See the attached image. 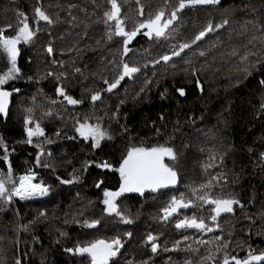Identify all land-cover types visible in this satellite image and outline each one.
<instances>
[{"label":"trees","instance_id":"trees-1","mask_svg":"<svg viewBox=\"0 0 264 264\" xmlns=\"http://www.w3.org/2000/svg\"><path fill=\"white\" fill-rule=\"evenodd\" d=\"M117 2L129 31L160 9L167 19L179 0ZM38 6L53 24L36 22L34 10ZM110 7L107 0H0V28L12 26L5 31L6 36L15 35L23 19L18 13L27 16L35 32L29 43L18 44V77L3 85L12 95L7 115L0 114V139L8 152L4 161V150L0 149V172L6 173L10 163L14 178L32 170L39 181L52 188L39 199L16 197L10 204H0V264H90L86 254L73 255L65 249L114 237L121 239L123 247L109 264H222L225 252L239 259L250 250L264 252V0H220L218 5L186 7L167 30L168 38L146 37L143 29L128 45L126 56L121 54L122 38L113 36L109 41L106 35L109 25L104 23L103 13ZM224 19L227 25L206 33L180 56L168 63H154L162 55H170L173 46L178 49L181 43H191L209 22L216 25ZM121 60L140 71L132 79L126 77L111 93L103 91V80L116 78ZM9 67L0 50V74ZM76 68L81 71L77 73ZM58 87L82 102L69 105L57 94ZM178 89L185 94L181 96ZM96 91L101 92V99L93 104L90 97ZM30 117L36 120L32 124L38 122L44 131L34 139L44 150L39 165L36 157L42 149L25 142V119ZM85 118L89 124H99L111 139L105 138L93 148L90 138L85 140L75 131L77 120ZM159 145L172 147L178 154L176 162L165 158L178 173L175 187L155 193L145 190L142 196L124 193L119 197L125 204L121 211L132 223L124 224L115 215L109 218L103 191L118 190L120 176L115 169L128 149ZM105 162L111 168L97 167ZM52 165L78 172L82 182L70 186L60 183L69 179L71 171H60L53 177ZM209 182L212 187L205 191L213 197H234L243 205H234L233 213L222 214L218 229L200 233L175 228L177 219L193 214L198 218L202 214L211 225L207 219L210 205L181 209L167 221L162 219L161 210L172 196L185 194L188 199L191 188ZM75 194L90 209L82 217L75 214L72 224L65 225L61 215L75 202L70 199ZM57 199L64 202L62 214L56 205L58 214L49 209ZM29 206L41 207L39 214L34 215ZM13 219L20 221L22 232L17 236ZM92 220H99V225L84 226ZM127 232L131 237L125 235ZM149 234L157 238L156 253L147 242ZM215 236L230 241L218 254L216 245L221 242ZM200 240L209 243L198 244Z\"/></svg>","mask_w":264,"mask_h":264},{"label":"snow or ice","instance_id":"snow-or-ice-1","mask_svg":"<svg viewBox=\"0 0 264 264\" xmlns=\"http://www.w3.org/2000/svg\"><path fill=\"white\" fill-rule=\"evenodd\" d=\"M111 5L110 9L106 10L104 15V23L109 25V30L106 33L109 41L112 40L113 36L122 38V56H126L130 49L128 45L132 40L143 31V35L149 38L155 36V38H168L169 33L167 30L169 27L178 19V13L185 9L186 7L195 5H218L220 0H179L178 4L170 15L165 19V11L163 9L158 10L154 15H150L146 20L139 21L134 25L132 30H125V19L121 16V7L117 0H107ZM139 4V0H137ZM35 19L38 23L39 21H45L47 24L51 25L54 21L46 15L44 11L38 6L34 10ZM140 14H143V8H140ZM18 16H22L23 19L19 21V27L15 32V35L6 36L4 33L7 29L11 28V25H7L4 28H0V50L6 54L7 60L10 67L4 73L0 74V114L7 115V107L9 103V97L12 95L11 91L3 89V85L7 84L8 81L14 80L18 77L20 69L17 67V57L19 55L18 44L21 42L27 44L35 36V32L30 28L28 23V18L23 13H18ZM228 24V20L224 19L220 24L213 25L211 22L207 26L199 31L197 35L192 39L191 43L185 42L178 46H173V50L170 55L164 54L154 63H168L172 57L180 56V54L185 50L200 41L208 32L214 31V29H219L224 25ZM39 29H37L38 31ZM47 52L51 55L53 49L51 45L48 46ZM200 55H204L203 52ZM246 59V57H245ZM75 71L79 73L81 70L76 68ZM140 68L135 65H129V63L121 60L120 71L116 78L109 82L107 79L103 80L106 88L103 91L111 93L114 89L118 88L121 81L126 77L132 79L133 75L138 73ZM246 71V69H245ZM51 75V73H49ZM264 84V81H261ZM12 91L18 92L19 89H13ZM181 96L185 94L183 89L177 90ZM56 92L59 96H62L64 100L70 105H78L82 101L74 99L72 96L67 95L62 87H58ZM93 104L101 99V92L96 91L91 94L90 97ZM56 103V101H53ZM264 107V105H262ZM31 111V109H29ZM50 114V113H46ZM32 121L30 118L25 120V131L27 134L28 144H32L34 136H43L44 131L40 127L39 123L35 125L34 128L28 127ZM75 131L85 140L89 138L92 140V147L98 148L101 141L105 138L111 139V136L104 130H102L99 124H89L88 119L85 118L83 122L77 120V126ZM59 133H57L58 135ZM51 143V141H47ZM37 147H40L37 145ZM0 149L4 150V155L2 159L4 161L8 160L7 147L2 139H0ZM40 155H43V151L40 152L36 157V164L39 165ZM51 155V153H49ZM165 158L170 161L176 162L178 160V154L174 151L172 147L159 145L150 148L145 147H131L127 151V155L122 159L119 167L115 169L120 176V185L118 190L109 191L105 189L103 191V204L105 205V212L108 215H115L119 217L120 221L124 224H131V218L127 217L122 211H120L119 206L116 203L117 198H119L124 193H139L141 196L144 195L145 190L150 192H157L160 189H165L169 187H175L178 180V173L173 166L165 163ZM264 158V154H262ZM44 167H48L47 164ZM97 167L111 168L107 162L98 164ZM59 179V177H57ZM79 177L73 176L72 180H60L62 184H70ZM213 179L218 180V177H213ZM35 173L29 170L25 175H21L17 178L13 176V169L11 164H8L6 173H0V201L5 204H10L13 197H18L20 200H30L36 197L47 196L50 191V186L43 184L42 182H34ZM10 185V187H9ZM96 187H100L97 183ZM212 187L211 182L203 184L200 188H191V197L186 199L185 194H181L179 197L172 196L170 201L165 207L162 208L164 221H167L174 214H178L181 209H189L193 207L202 208L203 205H210V215L207 217L212 223L211 225L205 222V217L201 214L199 218L197 215L184 216L183 219H177L175 221L176 229H194L200 233L214 232L219 228L218 218L224 213H233L234 205H239L240 201L234 197H213L209 191L205 189H210ZM199 202V203H197ZM41 215H44L41 213ZM99 220H92L91 222L85 221L84 226L88 228H94L99 225ZM63 235V233L61 234ZM125 235L131 237L132 233L127 232ZM156 237L149 234L147 236V242L151 246L152 253H156L159 249V245L155 242ZM185 241L189 239L187 235L184 236ZM217 243L216 253L218 254L221 250L227 249L230 241L223 242V237L215 236ZM198 244H208L209 241L200 240L197 241ZM123 247L122 241L119 237H114L111 240L97 239L84 246L77 245L75 248H66L65 251L72 253L73 255L85 256V254L90 257V264H109L112 258L116 257ZM191 246H189L190 248ZM169 249H165L168 251ZM172 250H178L174 248ZM198 251V249H197ZM211 258V257H209ZM20 264V261H17ZM185 264H191V261H186ZM222 264H264V252L255 254L253 251H249L244 259H239L236 256H229L227 252L224 253L222 257Z\"/></svg>","mask_w":264,"mask_h":264},{"label":"rangeland","instance_id":"rangeland-1","mask_svg":"<svg viewBox=\"0 0 264 264\" xmlns=\"http://www.w3.org/2000/svg\"><path fill=\"white\" fill-rule=\"evenodd\" d=\"M2 51V50H1ZM3 52V51H2ZM5 54V53H4ZM6 55V54H5ZM10 100H11V96L9 97V103H8V107H7V109L9 108V105H10ZM30 119H31V117H30ZM35 119H37V118H35ZM26 120V119H25ZM32 121V123L34 122V121H36V120H31ZM29 124L30 125V127H32V128H34L35 127V125L38 123V122H36L35 124ZM28 125V126H29ZM37 137H41V136H34L33 137V145H35V147H37V145H39V144H37V143H35V138H37ZM40 146V145H39ZM38 148V150L39 149H42V147L40 146V147H37ZM40 151V150H39ZM41 151H44L43 149L41 150ZM40 151V152H41ZM60 171H65V172H69V171H71V173H68V175H69V179L68 180H72L73 179V176H76V177H79V179L78 180H75L74 182H73V184H65L66 186H70V185H74V184H80L81 182H82V180H81V175L80 174H78V172H75V171H72V169H70V170H67L66 169V166H62V167H58L57 165L55 166V165H52V171H51V174H53V177H55ZM1 173V172H0ZM83 174V173H82ZM34 182H41V181H39V178L38 177H36L35 176V181ZM43 183V182H42ZM9 187H10V185H9ZM80 187V186H79ZM52 190V188L50 187V191ZM75 189H73V190H71L70 192L72 193V191H74ZM49 191V192H50ZM76 191H77V188H76ZM69 194V193H68ZM68 194L66 195V196H68ZM70 195V194H69ZM42 197H44V196H42ZM42 197H36V198H33V199H39V198H42ZM13 198H16V197H13ZM33 199H30L29 201H32ZM71 201H73V199L75 200V202L74 203H72V204H70V208H68L67 209V211L68 212H66V211H64V213L65 214H62V205L64 204V202H61L60 200H56L53 204H50V205H48L49 206V209L50 210H52L53 208H54V206L56 205L57 207H59V210H60V212H61V216H64V219H65V221H63V224H65V225H68V224H72V222H71V220H73V216L76 214V215H80V217H82V216H84L85 215V213L87 212V210L88 209H90L89 208V206H85L84 204H81V202H82V200L80 199V200H77V195L75 194V196H72L71 198ZM79 199V198H78ZM28 201V200H27ZM3 203V201H0V204H2ZM116 203H117V205L119 206V209H120V211L122 210V208H124L125 207V204H124V202H123V200H120L119 198H117V200H116ZM72 209H75L76 211L75 212H73V210ZM29 210H32V211H35V214L34 215H38L39 214V211L38 210H41V207H39V206H29ZM42 213V212H41ZM59 212L57 211V209L56 208H54V210H53V212H52V214H58ZM51 214V215H52ZM50 215V216H51ZM114 215V214H113ZM65 216H67V218L65 217ZM111 216V215H110ZM108 216L109 218H112V217H114V216ZM40 217H42V218H44V216H40ZM68 218H70V219H68ZM76 219V218H75ZM56 220V219H55ZM50 223H53L54 222V220H51V218H50ZM53 221V222H52ZM60 221H62L61 219H60ZM20 222V221H19ZM19 222L17 221H15L14 219L12 220V223H13V231H14V233H15V236H17L18 235V233L19 234H21V228H20V225H19ZM17 223V224H16ZM11 226V227H12ZM9 230H10V228H9ZM54 232H56V233H59V234H62L63 233V235H64V231L62 232V231H60L59 229H55L54 230ZM13 237V239H16V237ZM102 238H105V237H102ZM10 240H11V237H10ZM15 242V240L13 241V242H11L10 243V247H12L11 245H12V243H14ZM83 242L86 244V243H88L87 241H84L83 240ZM0 251H1V248H0Z\"/></svg>","mask_w":264,"mask_h":264},{"label":"water","instance_id":"water-1","mask_svg":"<svg viewBox=\"0 0 264 264\" xmlns=\"http://www.w3.org/2000/svg\"><path fill=\"white\" fill-rule=\"evenodd\" d=\"M65 102H67L66 100H65ZM70 105V104H69ZM73 106V105H72ZM119 256V253L117 254V256L116 257H114V258H112V259H115V258H117ZM111 261V260H110ZM110 263V262H109Z\"/></svg>","mask_w":264,"mask_h":264}]
</instances>
